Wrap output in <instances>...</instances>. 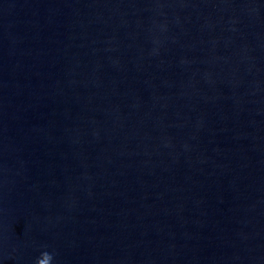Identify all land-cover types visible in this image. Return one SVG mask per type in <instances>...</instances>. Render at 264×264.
Masks as SVG:
<instances>
[{
  "label": "water",
  "instance_id": "95a60500",
  "mask_svg": "<svg viewBox=\"0 0 264 264\" xmlns=\"http://www.w3.org/2000/svg\"><path fill=\"white\" fill-rule=\"evenodd\" d=\"M44 251L264 264V0H0V264Z\"/></svg>",
  "mask_w": 264,
  "mask_h": 264
},
{
  "label": "clouds",
  "instance_id": "9594fccd",
  "mask_svg": "<svg viewBox=\"0 0 264 264\" xmlns=\"http://www.w3.org/2000/svg\"><path fill=\"white\" fill-rule=\"evenodd\" d=\"M52 259H53L52 255L47 251H44L41 253L40 257L37 258L36 264H40L41 260H43V264H51Z\"/></svg>",
  "mask_w": 264,
  "mask_h": 264
}]
</instances>
